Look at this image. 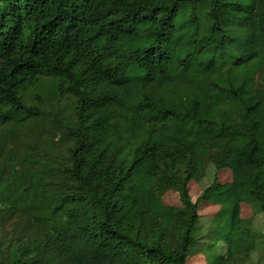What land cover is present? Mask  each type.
<instances>
[{
	"label": "trees",
	"instance_id": "obj_1",
	"mask_svg": "<svg viewBox=\"0 0 264 264\" xmlns=\"http://www.w3.org/2000/svg\"><path fill=\"white\" fill-rule=\"evenodd\" d=\"M12 124L53 145L7 152ZM242 203L264 214V0H0V264H240Z\"/></svg>",
	"mask_w": 264,
	"mask_h": 264
},
{
	"label": "rangeland",
	"instance_id": "obj_2",
	"mask_svg": "<svg viewBox=\"0 0 264 264\" xmlns=\"http://www.w3.org/2000/svg\"><path fill=\"white\" fill-rule=\"evenodd\" d=\"M6 136H3L1 146L11 152L13 150L28 151V146H51L52 140L48 133H42L41 130L34 127V125L28 124H12L6 132ZM233 180V172L231 170H217L215 166L207 167V173L203 179L197 181L192 179L189 183V191L192 200L198 204V212L201 217L202 233L208 240V232L210 231L212 220L221 210V205L215 203L205 197L206 191L214 184H227ZM162 201L167 206L180 207L181 200L180 194L175 188H169L163 195ZM3 218V219H2ZM240 218L253 220V227L258 233L264 234V214L256 216L252 208L247 203L241 204ZM12 221L10 218H6L4 213H0V248H3L9 244L8 238L12 235ZM199 244L196 248L199 249ZM220 246V245H219ZM194 247V246H193ZM192 247L188 264H209L206 255L201 252L194 255V249ZM200 251V250H199ZM256 260H259L261 264H264V256L261 252L255 253L251 260L240 264H253Z\"/></svg>",
	"mask_w": 264,
	"mask_h": 264
},
{
	"label": "crops",
	"instance_id": "obj_3",
	"mask_svg": "<svg viewBox=\"0 0 264 264\" xmlns=\"http://www.w3.org/2000/svg\"><path fill=\"white\" fill-rule=\"evenodd\" d=\"M250 206V205H249ZM251 207V206H250ZM251 220V219H250Z\"/></svg>",
	"mask_w": 264,
	"mask_h": 264
}]
</instances>
